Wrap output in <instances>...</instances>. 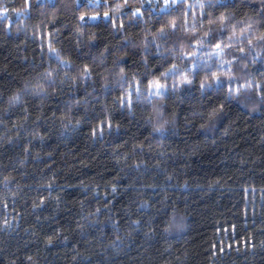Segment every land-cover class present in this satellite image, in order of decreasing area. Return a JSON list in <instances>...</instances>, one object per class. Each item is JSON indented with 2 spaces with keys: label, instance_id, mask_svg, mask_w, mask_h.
Wrapping results in <instances>:
<instances>
[{
  "label": "trees",
  "instance_id": "16d2710c",
  "mask_svg": "<svg viewBox=\"0 0 264 264\" xmlns=\"http://www.w3.org/2000/svg\"><path fill=\"white\" fill-rule=\"evenodd\" d=\"M28 4L0 0V264H264V0Z\"/></svg>",
  "mask_w": 264,
  "mask_h": 264
},
{
  "label": "snow or ice",
  "instance_id": "6c2138e0",
  "mask_svg": "<svg viewBox=\"0 0 264 264\" xmlns=\"http://www.w3.org/2000/svg\"><path fill=\"white\" fill-rule=\"evenodd\" d=\"M180 2H182V0H172L171 4H166L165 5V9L170 8L173 5H175L177 3H180ZM126 3H127V0H125V4ZM28 6H29L28 0H25L26 9H27ZM6 14H7V10L5 9L4 12H3V15L0 16V18L6 17ZM107 15L108 14L105 13V16H107ZM132 15L134 17H140L142 15V13L140 12L139 9H137L135 12L132 13ZM83 19H84V17L82 16L81 20H83ZM93 19H95V17H93ZM228 20H229V18H227V17H221L220 18L221 27L219 29V32H217L215 37H214V39H219L221 41V43H216L215 44V49L217 51L214 53V55H216V56H221L224 53V48L231 46V43H224V41H223V37H224V35H226L225 28L228 26ZM213 23H215V21H213ZM231 27H232L233 35L228 38L229 41H233V40L239 39L235 35L236 25L233 24V25H231ZM252 27L253 26L251 24H249L247 26V28L241 29V37H240V38L247 39L250 51L254 50L252 48L253 40L252 39H248L247 35H245L246 33H251L253 39H255L257 41V43H259L261 45H264V35H256L255 32H252ZM205 35L207 36L208 34L206 33ZM209 42H211V41H209ZM198 43L203 45V41H198ZM222 43H224L223 47H222ZM53 51H55V50L53 49ZM240 51L243 52L244 49L241 48ZM226 67L230 71L231 61H225L224 63H221V65H220L221 69H225ZM162 75L164 77H167V78L179 77L181 83H186V84H190L191 83V80L189 79L187 73H181L179 71V68H178L177 65H173L166 72L162 73ZM224 75L227 76V72H225ZM48 76L50 77L51 73H48ZM214 78L217 80V82L223 84V81H221L219 75L214 74ZM228 79L230 80L231 77L228 76ZM202 87H203V85H202ZM150 88H151V90L148 92V96L146 97V99L151 98V97H161L162 98L164 96L165 92L167 91V86L164 85V84H161L159 82V80H156L154 82V84L150 86ZM240 91H241V89H232L231 87L229 88V93H230V96H232V98H235L236 96H238ZM17 99H18V97H17ZM149 102H150V99H149ZM161 130H162V126H161V128H157L156 129V131H161Z\"/></svg>",
  "mask_w": 264,
  "mask_h": 264
},
{
  "label": "rangeland",
  "instance_id": "374dc122",
  "mask_svg": "<svg viewBox=\"0 0 264 264\" xmlns=\"http://www.w3.org/2000/svg\"><path fill=\"white\" fill-rule=\"evenodd\" d=\"M156 2H158L159 0H155ZM172 2V0H163V7H165L166 4H170Z\"/></svg>",
  "mask_w": 264,
  "mask_h": 264
}]
</instances>
